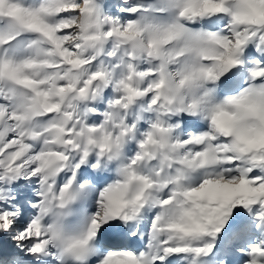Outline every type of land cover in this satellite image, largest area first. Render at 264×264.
Here are the masks:
<instances>
[{
  "label": "snow or ice",
  "instance_id": "snow-or-ice-1",
  "mask_svg": "<svg viewBox=\"0 0 264 264\" xmlns=\"http://www.w3.org/2000/svg\"><path fill=\"white\" fill-rule=\"evenodd\" d=\"M0 264H264V0H0Z\"/></svg>",
  "mask_w": 264,
  "mask_h": 264
}]
</instances>
